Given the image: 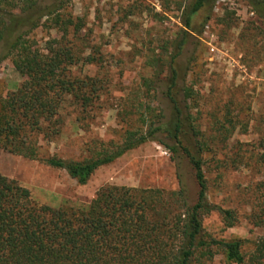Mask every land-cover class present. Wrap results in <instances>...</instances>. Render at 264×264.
Segmentation results:
<instances>
[{"label":"trees","instance_id":"trees-1","mask_svg":"<svg viewBox=\"0 0 264 264\" xmlns=\"http://www.w3.org/2000/svg\"><path fill=\"white\" fill-rule=\"evenodd\" d=\"M71 1L0 0V63L11 58L25 72L15 90L0 97V148L63 169L85 184L99 167L147 141H157L172 153L179 187L168 201L159 189L108 185L87 204L53 207L40 204L27 187L0 173V264H205L216 253L236 264H264V145L255 160L262 179L248 213L262 234L249 256L242 252L241 239L214 238L202 225V216L214 210L227 227L237 220L233 210L208 199L204 143L188 111L180 70L187 45L197 40L217 0H174L182 27L170 51L161 46L168 74L164 88H154L156 93L159 88L169 112L159 106L155 94V115L146 119L141 114V126L122 128L118 141L101 143L97 152L82 159L43 153L41 144L60 134L65 106H73L77 119H82L79 115L95 106L104 87L95 77L72 73L79 62L90 64L99 58L91 52L80 56L68 39L84 26L80 17L65 11ZM244 1L264 22V0ZM39 26L56 28L59 38L38 46L29 34ZM162 72L156 69L152 84ZM182 160L197 184L193 201L179 172Z\"/></svg>","mask_w":264,"mask_h":264},{"label":"rangeland","instance_id":"rangeland-1","mask_svg":"<svg viewBox=\"0 0 264 264\" xmlns=\"http://www.w3.org/2000/svg\"><path fill=\"white\" fill-rule=\"evenodd\" d=\"M67 13L80 17L83 28L68 39L78 54L98 56L95 63L79 62L74 75H89L104 84L95 106L79 115L73 106L63 111L57 138L42 144V152L62 158L82 159L99 150L101 143L118 141L122 128L141 126L137 118L149 119L169 106L164 88L167 54L180 28V9L174 0H72ZM71 33V32H70ZM56 28L39 26L30 39L40 47L59 38ZM163 52V53H162ZM183 62V63H182ZM188 111L204 143L203 169L212 204L231 209L237 218L225 226L214 210L202 216L204 231L217 239H241L246 257L262 234L248 219L262 172L256 154L264 145V22L244 0H217L210 19L180 61ZM163 69L154 84L156 69ZM25 72L11 58L0 63V97L15 90ZM157 93L155 92V87ZM179 172L195 200L197 184L185 160ZM0 173L27 187L40 204L53 207L87 204L104 186L159 189L169 201L179 187L171 151L157 141H147L113 162L95 170L79 184L63 169L39 159H29L0 148ZM177 206L178 203L176 202ZM205 264H236L216 253Z\"/></svg>","mask_w":264,"mask_h":264}]
</instances>
